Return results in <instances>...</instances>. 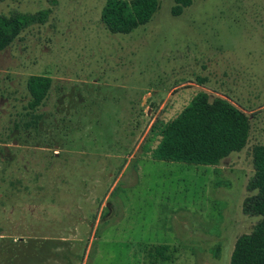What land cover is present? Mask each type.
Segmentation results:
<instances>
[{
  "label": "rangeland",
  "instance_id": "rangeland-1",
  "mask_svg": "<svg viewBox=\"0 0 264 264\" xmlns=\"http://www.w3.org/2000/svg\"><path fill=\"white\" fill-rule=\"evenodd\" d=\"M107 0H0L48 11L0 52V264H229L258 217L243 214L252 150L264 147V0H193L114 34ZM47 77L30 109L27 81ZM250 121L216 167L154 161L152 125L198 93Z\"/></svg>",
  "mask_w": 264,
  "mask_h": 264
},
{
  "label": "trees",
  "instance_id": "trees-1",
  "mask_svg": "<svg viewBox=\"0 0 264 264\" xmlns=\"http://www.w3.org/2000/svg\"><path fill=\"white\" fill-rule=\"evenodd\" d=\"M172 14L177 16L193 0H172ZM158 10L157 0H107L101 12V21L114 34H129L150 22ZM48 11L34 14L12 12L0 14V52L28 27L46 22ZM51 80L32 76L27 81L30 94L29 108H37L49 90ZM151 132L158 137L150 152L154 161L187 166L216 167L232 153L246 146L250 121L247 115L228 100L210 99L204 93L196 94L172 120L152 125ZM253 176L248 183L249 196L242 212L259 221L252 232L239 237L234 245L229 264H264V147L252 150ZM165 245L152 247L147 252L148 264L170 259Z\"/></svg>",
  "mask_w": 264,
  "mask_h": 264
}]
</instances>
